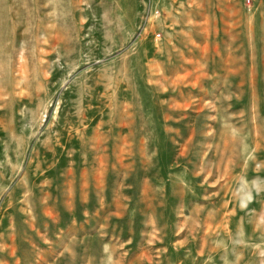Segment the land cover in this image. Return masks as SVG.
<instances>
[{
    "label": "rangeland",
    "instance_id": "1",
    "mask_svg": "<svg viewBox=\"0 0 264 264\" xmlns=\"http://www.w3.org/2000/svg\"><path fill=\"white\" fill-rule=\"evenodd\" d=\"M0 264H264V0H0Z\"/></svg>",
    "mask_w": 264,
    "mask_h": 264
}]
</instances>
